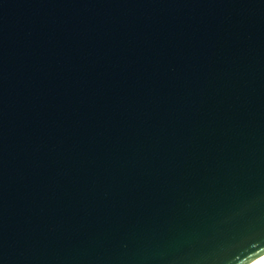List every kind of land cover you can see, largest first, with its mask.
<instances>
[{
	"label": "water",
	"instance_id": "obj_1",
	"mask_svg": "<svg viewBox=\"0 0 264 264\" xmlns=\"http://www.w3.org/2000/svg\"><path fill=\"white\" fill-rule=\"evenodd\" d=\"M263 253L264 0H0V264Z\"/></svg>",
	"mask_w": 264,
	"mask_h": 264
},
{
	"label": "bare ground",
	"instance_id": "obj_2",
	"mask_svg": "<svg viewBox=\"0 0 264 264\" xmlns=\"http://www.w3.org/2000/svg\"><path fill=\"white\" fill-rule=\"evenodd\" d=\"M264 263V253L255 258L253 261H251L249 264H263Z\"/></svg>",
	"mask_w": 264,
	"mask_h": 264
}]
</instances>
